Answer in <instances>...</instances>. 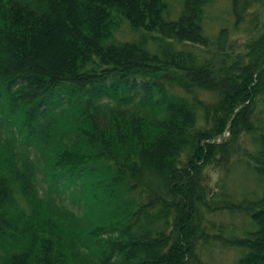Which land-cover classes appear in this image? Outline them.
<instances>
[{
	"label": "trees",
	"instance_id": "16d2710c",
	"mask_svg": "<svg viewBox=\"0 0 264 264\" xmlns=\"http://www.w3.org/2000/svg\"><path fill=\"white\" fill-rule=\"evenodd\" d=\"M211 3L0 0V264H264V0Z\"/></svg>",
	"mask_w": 264,
	"mask_h": 264
},
{
	"label": "rangeland",
	"instance_id": "374dc122",
	"mask_svg": "<svg viewBox=\"0 0 264 264\" xmlns=\"http://www.w3.org/2000/svg\"><path fill=\"white\" fill-rule=\"evenodd\" d=\"M204 25H205V30H206L207 35H209L211 38H215L221 28H229L231 30H234V18L232 16V0H212V3L207 9V21L205 22ZM234 33H235L234 38L243 36L242 31H235ZM118 37L126 41L127 40L134 41V40L139 39L136 35L132 34V32L130 31L129 27L126 24H124L123 27L118 32ZM60 48L61 47L59 46L55 35L52 36L51 38L47 37L44 39V43L42 44L41 48H39V50L37 51V54L35 55L34 59L35 61L39 62V64L41 63L47 64V63H51L54 61L56 62L57 61L56 54L59 51L60 52L63 51ZM16 109H21V108L20 106H18ZM55 155H57L55 159L61 161V163L60 162L58 163L64 166L75 165L83 161L79 156L73 155L67 151L60 150L59 148L56 150ZM20 166L23 170H25V167H23L22 164ZM56 171L57 170H54L55 174L58 173ZM236 174L238 176L233 177L234 183H233V187H231L233 194L239 193L240 191L239 188L244 189V187L247 186L246 183H248L247 179L243 176L244 174L242 173V171H239ZM52 176H53V173L49 176L50 180ZM47 179L48 178H45L44 181H41L44 183L43 184L44 187L45 185H47V187L51 185L50 180L48 181ZM218 180H219V174L218 173L213 174L211 178L212 184L213 185L218 184ZM19 189L20 188H18L17 190ZM34 190H35V187H34ZM39 196L40 195H38L37 197L39 198ZM17 197L19 201L21 202L20 204H22V206L25 208V211L30 213L31 209L26 205L27 201L26 199L23 198V195L19 191L17 192ZM38 215L40 217V219L37 217L38 220H42L43 217H45V210L43 206L41 208V211L38 212ZM221 220L224 221L225 223L233 222L234 225L238 229L242 227L245 228V227L250 226V223H247L246 219L241 218V216H237L236 218L231 219L229 216L225 215L221 218ZM29 229H32V228L29 227ZM34 234H36V232ZM8 236H9L8 238H14L16 242H19L21 240L20 238H18L19 235L12 237L11 234H8ZM0 240H1V236H0ZM213 251L214 252L212 254L208 255L205 264H236L240 256L239 250L237 251V250H232V249L217 248ZM2 253H3V250L0 248V255H2Z\"/></svg>",
	"mask_w": 264,
	"mask_h": 264
}]
</instances>
